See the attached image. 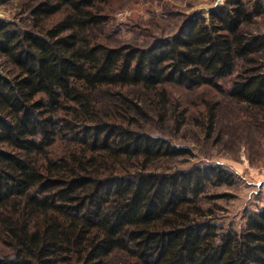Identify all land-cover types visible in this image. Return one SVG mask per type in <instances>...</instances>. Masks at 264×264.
<instances>
[{
	"label": "trees",
	"instance_id": "trees-1",
	"mask_svg": "<svg viewBox=\"0 0 264 264\" xmlns=\"http://www.w3.org/2000/svg\"><path fill=\"white\" fill-rule=\"evenodd\" d=\"M112 1L41 0L28 28L0 18V264H264V207L242 231L224 226L203 201L235 175L169 170L193 153L152 129L154 114L170 119L172 87L264 120V36L248 31L261 8L228 0L113 45Z\"/></svg>",
	"mask_w": 264,
	"mask_h": 264
},
{
	"label": "rangeland",
	"instance_id": "rangeland-1",
	"mask_svg": "<svg viewBox=\"0 0 264 264\" xmlns=\"http://www.w3.org/2000/svg\"><path fill=\"white\" fill-rule=\"evenodd\" d=\"M41 0H0V18L28 28L27 10ZM218 0H113L110 23L104 33L113 45H144L154 36L171 35L188 16L198 13L209 17ZM228 0H224L226 4ZM259 6L262 14L248 29L264 36V0H243ZM262 56H264V51ZM0 59V71L4 72ZM262 65L264 59H261ZM231 79L225 81L226 89ZM170 119L159 122L153 116L154 135L190 149L192 156L169 163V170L188 169L195 164H220L232 172L237 183L210 190L214 199L203 204L214 210L224 226L242 231L247 215L264 207V120L245 104L210 88L193 91L170 88ZM215 112L210 118V112ZM177 114H176V113ZM184 117L180 118V114ZM212 119V122H211ZM184 121V122H183ZM210 127V128H209Z\"/></svg>",
	"mask_w": 264,
	"mask_h": 264
},
{
	"label": "water",
	"instance_id": "water-1",
	"mask_svg": "<svg viewBox=\"0 0 264 264\" xmlns=\"http://www.w3.org/2000/svg\"><path fill=\"white\" fill-rule=\"evenodd\" d=\"M224 5V0H218L215 5L209 9V16L213 11L220 9Z\"/></svg>",
	"mask_w": 264,
	"mask_h": 264
}]
</instances>
